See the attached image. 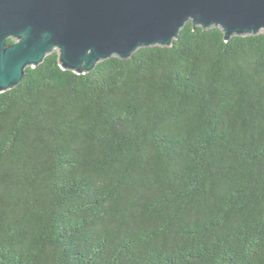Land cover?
Returning <instances> with one entry per match:
<instances>
[{
  "label": "trees",
  "instance_id": "1",
  "mask_svg": "<svg viewBox=\"0 0 264 264\" xmlns=\"http://www.w3.org/2000/svg\"><path fill=\"white\" fill-rule=\"evenodd\" d=\"M0 264H264V33L27 67L0 93Z\"/></svg>",
  "mask_w": 264,
  "mask_h": 264
},
{
  "label": "water",
  "instance_id": "2",
  "mask_svg": "<svg viewBox=\"0 0 264 264\" xmlns=\"http://www.w3.org/2000/svg\"><path fill=\"white\" fill-rule=\"evenodd\" d=\"M188 22L218 27L226 41L264 33V0H0V93L54 51L62 69L85 74L139 48L170 47Z\"/></svg>",
  "mask_w": 264,
  "mask_h": 264
},
{
  "label": "flooded vegetation",
  "instance_id": "3",
  "mask_svg": "<svg viewBox=\"0 0 264 264\" xmlns=\"http://www.w3.org/2000/svg\"><path fill=\"white\" fill-rule=\"evenodd\" d=\"M11 40V44L15 43V39L14 38H9Z\"/></svg>",
  "mask_w": 264,
  "mask_h": 264
}]
</instances>
